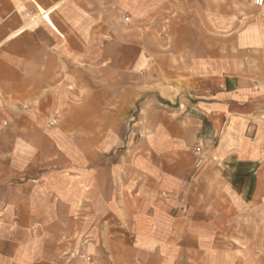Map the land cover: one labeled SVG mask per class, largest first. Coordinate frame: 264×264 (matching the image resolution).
I'll return each instance as SVG.
<instances>
[{
    "label": "rangeland",
    "instance_id": "1",
    "mask_svg": "<svg viewBox=\"0 0 264 264\" xmlns=\"http://www.w3.org/2000/svg\"><path fill=\"white\" fill-rule=\"evenodd\" d=\"M60 1L0 0V30L37 17L35 2ZM118 1L86 7L103 21L73 71L79 95L21 103L2 123L0 264H107L100 235L142 222L140 201L159 197L163 175L185 196L177 217L186 228L169 232L176 243L157 254L140 249L138 264H264V43L255 37L264 8ZM223 83L231 111L212 138L197 126L206 119L197 105ZM162 92L172 106L161 105Z\"/></svg>",
    "mask_w": 264,
    "mask_h": 264
},
{
    "label": "crops",
    "instance_id": "2",
    "mask_svg": "<svg viewBox=\"0 0 264 264\" xmlns=\"http://www.w3.org/2000/svg\"><path fill=\"white\" fill-rule=\"evenodd\" d=\"M103 3L112 4L119 1L72 0L71 3H67L66 0H61L45 9L35 2L37 17H32L30 21L26 18L18 25L13 24L11 26L13 32L3 34L0 30V142L2 144L6 140L2 132V123L12 116L13 112H19L21 103H30L32 106L38 102L65 103L70 97L79 95V92L73 90L72 85H75L73 71H80V66L87 63L83 56L89 51L88 35H96L101 30L99 24L103 21L101 12L88 13L86 7L92 4L97 7ZM43 12L48 14L50 21L44 17ZM18 14L23 15V9ZM255 27V37H258V42L263 44L264 24L260 26L261 29ZM76 56L78 57L72 60V57ZM95 68L101 71L102 61L96 63ZM82 75L85 77L86 73ZM221 88L223 91L217 97L212 96L211 99H206L209 100L206 103L197 105L204 109L200 114L206 118L197 123V126L204 129L205 133L209 132L212 138L219 133L218 121H223L225 113L231 111L232 90L227 89L224 83ZM162 97L164 99H160L161 105L172 106V95L162 92ZM77 125L74 131L79 129V133L89 132L84 130L81 124ZM179 127L178 131L181 134L186 132L184 125ZM170 178L163 175L160 181L164 185L169 180L174 181L175 185L172 189L159 185L163 190L159 197L140 201L141 208L138 213L144 218L142 222L132 224L128 218V221L121 222L119 226L126 231L118 233L109 229L100 235L107 264H138L140 262L137 254L140 255L143 250L151 256L152 253L159 252V247L176 243L167 238L169 232L174 235L176 231H183L186 228L181 222V216L177 217L184 212L180 208L183 206L185 196L177 185L178 180ZM122 212L127 217L130 214L129 209H123ZM90 252L97 256L96 249ZM87 258L91 260V257H86L85 260ZM90 260H86V263L90 264Z\"/></svg>",
    "mask_w": 264,
    "mask_h": 264
},
{
    "label": "built area",
    "instance_id": "3",
    "mask_svg": "<svg viewBox=\"0 0 264 264\" xmlns=\"http://www.w3.org/2000/svg\"><path fill=\"white\" fill-rule=\"evenodd\" d=\"M252 1H253V4L255 7L259 8V9L264 8V0H252ZM56 122H57V120L55 118L51 119L49 122V125L54 126L56 124ZM86 260L88 261V260H90V258H87Z\"/></svg>",
    "mask_w": 264,
    "mask_h": 264
},
{
    "label": "bare ground",
    "instance_id": "4",
    "mask_svg": "<svg viewBox=\"0 0 264 264\" xmlns=\"http://www.w3.org/2000/svg\"><path fill=\"white\" fill-rule=\"evenodd\" d=\"M43 15H44V17H45L48 21H50V19H49V17H48V14H47L46 12H43Z\"/></svg>",
    "mask_w": 264,
    "mask_h": 264
},
{
    "label": "trees",
    "instance_id": "5",
    "mask_svg": "<svg viewBox=\"0 0 264 264\" xmlns=\"http://www.w3.org/2000/svg\"><path fill=\"white\" fill-rule=\"evenodd\" d=\"M169 104V103H168Z\"/></svg>",
    "mask_w": 264,
    "mask_h": 264
}]
</instances>
